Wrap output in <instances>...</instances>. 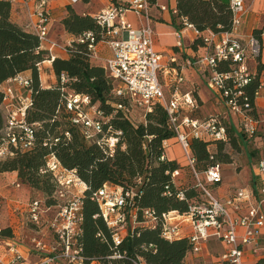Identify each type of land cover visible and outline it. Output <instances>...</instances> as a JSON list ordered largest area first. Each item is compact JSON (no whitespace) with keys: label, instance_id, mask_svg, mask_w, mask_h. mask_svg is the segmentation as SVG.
Returning <instances> with one entry per match:
<instances>
[{"label":"built area","instance_id":"built-area-1","mask_svg":"<svg viewBox=\"0 0 264 264\" xmlns=\"http://www.w3.org/2000/svg\"><path fill=\"white\" fill-rule=\"evenodd\" d=\"M8 1L12 6L21 4L27 11V28L38 37L41 49L49 53L48 62L53 63L57 58L55 52L58 50L67 55L72 54L71 43L63 46L51 38L48 0ZM70 1L77 3L79 0ZM163 2L164 0H113L109 8L94 16L102 29V39L99 40L95 32L86 31L79 36L78 42L87 48L89 60L102 65L107 75L119 85L116 96L127 100V104L118 105L119 110L131 114L133 107H137L146 116L153 112L155 104L164 106L176 137L173 141L163 142L164 152L160 161L168 160L167 151L173 144H178L187 160L189 173L196 187L204 193L206 201L191 204L183 214L170 211L158 215L149 209L139 211L135 206L133 190L122 192L118 187L106 184L92 196V200L98 203L100 209V213L95 217L104 219L113 233L115 245H120L124 236L136 226L160 227L161 236L169 241L187 238L192 249L183 264H189L188 258L192 256L202 258L204 264L203 253L206 250L211 255V241L212 244L225 246L226 249L217 255L223 264H245L251 255H257L255 264H264V158L260 160L255 173L263 180L259 200L250 189L249 192L240 189L235 195L228 197L225 203L215 197L207 186L223 183V165L216 163L204 171L198 170L191 142L194 139H207L228 143L227 126L220 116L206 119L192 117L191 114L198 108L197 98L193 91L184 92L182 88L186 80L185 68L207 70L210 72L207 81L209 89L221 96L230 113L240 116V123L246 135L252 138L264 129V117L256 119L249 114L254 108L246 93V87L258 74L257 60L262 54L261 40L254 34L245 37L241 31L250 7L246 0H230L231 29L216 33L210 30L201 32L187 18L179 16L177 8L170 10ZM32 4L35 6L34 10ZM153 7H157L161 12H170L179 20L175 33L178 50L184 47V39L189 33L202 40L203 51L197 59L180 64L176 57L166 61L165 57L156 51L151 15ZM129 14L138 19V24L129 20ZM100 44L107 45L111 56L100 55ZM44 63L38 64L40 80ZM220 67L223 69L220 70ZM69 81L66 75L61 76L63 85ZM8 83L7 87L0 86V90L5 94V122L0 128V163L14 158L17 153L34 150L37 146V134L41 129L40 123L28 121L32 107L33 80L17 75ZM63 97L62 106L72 114L71 122L80 129L85 140L90 144L104 145L113 152L123 133L111 132V128L105 130L112 116H105L89 96L69 93ZM254 98L255 107L258 109L257 102H264L262 76ZM60 107L57 113L60 112ZM71 138V134L66 132L63 140L70 141ZM60 141L61 138L55 137L46 140L43 145L52 147ZM260 148L264 150L263 143ZM211 159H214L213 155ZM181 172L182 169L178 168L172 173L175 182L181 177ZM40 173L52 176L56 189L51 197L59 203V210L48 222L51 241L39 237L40 231L31 238V248L39 256L35 264H55L61 261L65 264H87L80 245L84 221L83 197L88 189L87 184L80 178L77 169L63 166L54 152L49 154ZM139 182L141 184V180ZM11 186L20 189L21 183L15 180ZM166 195L170 196L171 193L167 192ZM178 198L185 200L184 193L180 192ZM52 206L37 199L28 202L17 212L24 214L28 223L40 227ZM4 207V201L0 199V213ZM228 207L233 209L235 215L230 214ZM131 223L133 227L129 231L128 226ZM184 224L188 226L181 230ZM3 230L4 227L0 225V264L26 262L30 251L25 252L14 239V235L11 238L4 237ZM113 258L121 259L122 256L115 254ZM140 263L143 264L142 259Z\"/></svg>","mask_w":264,"mask_h":264},{"label":"trees","instance_id":"trees-1","mask_svg":"<svg viewBox=\"0 0 264 264\" xmlns=\"http://www.w3.org/2000/svg\"><path fill=\"white\" fill-rule=\"evenodd\" d=\"M230 1V0H229ZM12 5L8 0H0V86L7 84L17 75L29 72L33 80L32 107L29 111V123H40L41 129L37 134V146L27 153H17L14 158L0 163L1 173H17L21 181L29 186L42 190L48 198L55 192L56 186L50 174H41L47 157L54 152L60 162L69 169H77L80 178L87 184V191L83 197L82 235L80 245L87 264H183L192 246L187 238L166 240L161 236L160 227L136 226L124 236L120 245H115L113 233L102 217H95L100 213L99 205L92 200L94 193L106 184L118 187L122 192L133 190L135 206L142 211L149 209L158 215L170 211L186 213L191 204L205 202L204 193L195 183L187 188L178 187L172 178V173L182 169L177 160L160 161L165 140L173 141L176 137L171 128L169 115L162 104H155L152 113L145 116V122L136 124L130 114L118 109L119 104H127V100L116 96L119 85L105 72L102 65L93 64L87 56V48L78 42V38L86 31L95 32L98 39H102V29L95 17L77 14L69 7L70 15L62 22L65 30L75 36L71 43L72 54L69 58H55L53 70L56 81L49 87H43L40 80L38 64L44 62L49 53L41 49L38 37L27 28H22L11 20ZM179 16L185 17L201 32H226L231 29L232 15L229 2L224 0H177ZM263 30H255L254 35L260 40ZM262 41V40H261ZM203 46L201 39H196L193 48ZM260 59V58H259ZM258 74L246 87V93L251 98L253 110L250 115L256 119L264 114L255 107L254 93L258 88L260 73L263 66L258 65ZM220 70L223 67L219 68ZM69 78L67 84L61 83V76ZM24 91V90H23ZM69 93L86 95L97 105L110 122L105 130L123 133L120 143L112 152L109 148L99 144L88 143L80 129L71 122L72 114L62 106L65 95ZM4 91L0 90V128L4 126ZM112 96L114 100H110ZM61 106V107H60ZM60 107V112L57 113ZM198 108L191 114L198 117ZM228 142L234 147L238 140L234 136L236 131L227 125ZM71 134V140H63L65 133ZM241 139L246 140L254 153L261 156L264 144V129L258 131L254 137H249L242 128ZM61 138L58 144L45 147L46 140ZM150 137H152L150 139ZM224 142H213L207 139H194L191 148L197 161V168L204 171L210 166L220 163H231L228 154H223ZM218 146V152H211L210 146ZM144 146L146 148H144ZM214 159H211V156ZM262 159V157H261ZM255 163L257 166L260 160ZM224 166V165H223ZM256 179L263 185L261 177ZM141 180V184L139 182ZM170 192L171 195H166ZM183 192L185 200H180L178 194ZM254 197L260 199L258 188L252 190ZM48 205L54 201L47 200ZM140 219L142 217L140 215ZM2 235L13 237L10 227H5ZM120 254L121 259L113 256Z\"/></svg>","mask_w":264,"mask_h":264},{"label":"rangeland","instance_id":"rangeland-1","mask_svg":"<svg viewBox=\"0 0 264 264\" xmlns=\"http://www.w3.org/2000/svg\"><path fill=\"white\" fill-rule=\"evenodd\" d=\"M48 1L50 5L54 6L56 9L58 8V5L59 7L62 5V9L67 10L68 16L70 15L69 7L72 8L71 5H68L70 1L68 0H48ZM224 1L226 3L229 2V0H224ZM84 4L85 3L74 4V7L78 11H81ZM74 12L76 13L75 10ZM85 15H89V13H85ZM53 19L55 20L53 30H52V27L51 26L50 27H51V36L54 41L65 46L67 44L72 43V41L76 40L75 36L69 34L65 30L62 24L64 19L61 20V17L58 14H54ZM173 23H175L176 28L179 26L178 19L174 18ZM157 39H158L157 43L159 45H163L166 40L170 41L169 37L165 38V37L158 36ZM99 49H100L99 53L101 56L103 57L111 56V51L109 50L106 44H100ZM56 53L60 57L69 58V55L65 54L63 51L58 50ZM48 58L49 57H47V59L44 61L45 63L43 65L42 79L44 83L47 81L50 85V84L55 83L56 75L53 70V64H49L46 62L48 61ZM179 63H182L181 60L179 61ZM196 87L189 88L190 90H193L195 92V95L198 92ZM203 88L205 90L206 89L208 90L206 83L203 84ZM211 97L213 101L214 97L212 95ZM215 98H216V95H215ZM114 99L115 98L112 96L110 100H114ZM204 105L202 104V108L200 109V111H198V114H197L198 116L207 117V116L219 114V111L216 108H214V106L205 108L203 107ZM216 107H219V106H216ZM260 111L262 112V114H264V112L261 109ZM130 117L133 120V122H135L136 124H141L145 122L144 113L137 107H133ZM220 118H222L223 122H225L227 125H230L236 130L234 132V136L235 137L237 136L236 139L238 140V145L234 147L230 141L224 145V149L222 152L223 154L229 155L231 159L230 161L231 163L223 164L224 165L222 167L223 183L215 185V186L210 185L207 187L209 188L211 193L215 197L220 199L223 203H225L224 201H226L228 197L235 195L240 189H245L247 192H249L248 190L249 189L253 190L254 187L256 188V185H257L258 194H259L262 186L260 185L259 181L256 179L257 176L255 173L258 167L255 163L257 162V160L261 159V157L264 158V150H262L261 156L257 155L256 153L253 152L248 142H246L245 139L244 140L241 139L240 131H242V125L240 123L239 115L233 114L227 120H225L223 117H220ZM218 146L216 145L210 146L211 152L217 153ZM167 155L170 158H175L180 164L179 166L182 167L181 177H179L177 180L178 187L187 188L188 186H191L194 183V180L191 174L189 173L188 163L183 153H181L180 150L177 147H175L173 150L167 151ZM15 180H18L21 183L20 189H16L15 187L11 186V183L14 182ZM0 195L4 197H13L15 198V200L17 199L20 202L21 207L26 205L28 202H31L32 200H37V199L44 200L46 204H47L48 199L53 200L54 201L53 206L51 205L52 206L51 210H48V213L46 214V216L44 217V220L41 223L42 225L40 227L39 226L37 227L27 222L26 232H25L26 238L30 236L31 237L36 236L37 234L33 232L35 229L36 232L40 231L39 237L43 238L44 240L48 242L51 241V235L48 229V222L56 215L57 211L59 210L58 208L59 203H57L51 197V196H54V193L50 195V198H48L47 194H45L42 190L33 188L29 186L28 184L24 183L23 181H21L17 173L16 174H12V173L4 174L0 172ZM251 199L254 201L253 196L251 197ZM1 200L4 201L3 199ZM7 205H14V199L7 200V204L5 208L0 213L1 214L0 222L2 226H6L8 224H11L12 222L11 220H9L8 214H6ZM228 211L230 212V214L235 215L232 208L228 207ZM187 226H188L187 224H184L183 227H181V230L183 228L184 229L187 228ZM132 227H133V223L129 224L128 230L130 231ZM212 243L213 241L210 242L211 245ZM218 247H221V246L218 245ZM218 247L217 248L215 246L213 247V250H211V255L208 254L207 251L205 250L203 254L205 256L204 260L206 264H223L220 260V257H217L218 254L216 253V250L219 251V253L222 252L221 250H218L219 249ZM256 258H257V255L248 256V260L245 264H255L254 260H256ZM188 263L189 264H202V258L192 256L188 258Z\"/></svg>","mask_w":264,"mask_h":264},{"label":"crops","instance_id":"crops-1","mask_svg":"<svg viewBox=\"0 0 264 264\" xmlns=\"http://www.w3.org/2000/svg\"><path fill=\"white\" fill-rule=\"evenodd\" d=\"M68 1H70V0H68ZM112 1L113 0H79L77 3H72L70 1L68 5H71L72 8L78 14L89 13V15L94 17L95 15L99 14L103 10H106L107 8H109L112 5ZM79 3H85L84 4L85 7L83 6L81 11H78L74 7V4H79ZM163 3L165 5H167L170 8V10L177 8V0H164ZM246 3L250 7V11L245 17L244 25H243L241 31L245 37H248V36L254 34L255 30H260V29L263 30L262 38H261V40H262L261 41L262 42V54H261V57L259 59L258 65L263 66V70L261 71L260 75L262 76V79H264V0H246ZM31 7L33 10L35 9L34 4H32ZM48 8L50 9V13H51L50 24H51V27L53 30L54 22H55V20L53 19L54 14H58L62 20V19H65L68 17V12H67V10L62 9V5L60 7L58 5V8L56 9L54 6H51L49 3ZM151 15H152V20H153V28L155 31V49L157 52L161 53L165 57L166 61H168L172 57H176L178 59V63L181 60L182 63H180V64H185V62L187 60H195L202 54L203 49L201 47H199L196 50L193 48V44L197 39L193 33H189L185 37L184 47L181 50H178L176 48L177 39H176L175 33L178 30L179 26L177 28L175 27V23H173V20L175 17L172 16L170 12H161L157 7H153L151 10ZM10 17L14 23L18 24L19 26H21L24 29L28 24L27 11L23 8V6L21 4L12 6ZM128 18L134 24H138V19L133 14H129ZM158 36L165 37V38L169 37L170 41L166 40L163 45H159L157 43L158 42V39H157ZM51 38H52V36H51ZM55 55L58 58H63V57H60L59 55H57L56 52H55ZM67 58H63V59H67ZM46 62L49 64H52L48 61H46ZM23 76L28 78L30 76V73L26 72V73H24ZM184 76L186 79L183 86H182L184 92L193 91V90H190L189 88L197 86L196 89L198 92L195 96H197L196 98L198 101L199 111L202 108V104L203 105L205 104L203 107L207 108L210 106H214V108H216L219 111V114L212 115V116H220V117H223L225 120H227L229 117H231V115H233L232 113H230V111L224 105V101L221 98V96L218 93L211 91L209 89V87L207 85V81H208V78L210 76V72H208L207 70H203L201 68L187 67L184 69ZM41 82H42L43 87L46 88V86H49V83L47 81L44 83V81L42 79V75H41ZM204 83H206L209 91L207 89L205 90L203 88ZM8 85H9V83L3 85V87H7ZM211 95L214 97L213 101H212ZM215 95H216V98H215ZM208 103H210V104H208ZM257 105H258V109L259 110L261 109L264 112V102L262 100H259L257 102ZM216 106H219V107H216ZM2 110H3V107H2ZM198 117H200L199 119H206V118H209L211 116H207V117L198 116ZM261 117H264V115H262ZM175 147H177L180 150V152L182 153L181 148L178 144H173L168 151L173 150ZM168 158L170 160L175 159V158H170V157H168ZM4 174H8V173H4ZM12 174H16V173H12ZM0 197H1V199L4 200L5 206L7 204V200L14 199V205H7V212H6V214H8L9 220L12 221L11 224H8L6 226H2L1 222H0V225L4 228L5 227H11V229L13 231V235L15 237L14 239L17 240V242L22 246V248L24 249L25 252L30 251V257L28 258V260L26 262H24L22 264H35L39 260V256L31 248L32 247L31 238L34 236H32V237L30 236L28 238H26V236H25L27 221H26L24 214L17 212V210L19 208H22L20 206V202L17 199L15 200V198H13V197H4L1 195H0ZM0 216H1V214H0ZM33 232L36 233L35 229ZM218 245L221 247H218ZM214 246L216 248L218 247L219 248L218 250H221L222 252L226 249L225 246H223V245L212 244V245H209L210 252H211V250H213ZM0 252H1V249H0ZM216 253L220 254L219 251H217V250H216ZM55 264H65V263L61 261V262H57ZM91 264H100V263L99 262H93Z\"/></svg>","mask_w":264,"mask_h":264}]
</instances>
